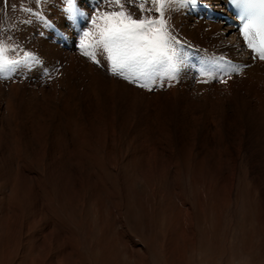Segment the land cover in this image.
Returning a JSON list of instances; mask_svg holds the SVG:
<instances>
[{"label": "bare ground", "instance_id": "1", "mask_svg": "<svg viewBox=\"0 0 264 264\" xmlns=\"http://www.w3.org/2000/svg\"><path fill=\"white\" fill-rule=\"evenodd\" d=\"M13 1L20 25L24 26L30 16V29L37 42V48L27 52L16 29H9L5 22L0 32V41L11 49L9 58L17 61L10 74L0 79V187L14 193V199H9L15 206L12 211L11 205L7 206L5 221H12V213L13 217L26 216L24 221H15L18 243L9 248L4 241L6 255L13 262L24 250L23 239L32 224L28 221L39 218L45 234L38 239L43 251V263L38 264H91L76 240L46 218L51 214H47V195L53 188L86 211L92 203L103 209L109 198L116 210L114 215L121 216V211L130 207L134 190L137 207L148 217L169 212L168 235H162L173 264H189V256L194 257L201 240L207 243L211 236L208 212L216 214L214 227H222L224 209L248 191L259 193L258 219L264 228V66L254 65L244 78H210L200 83L176 54V80L172 84L163 81L156 88L129 85L114 77L107 84L97 68L85 69L92 64L84 60L62 68V76L57 78L60 49L49 38L50 24L44 17L53 20L59 0ZM215 1L198 0L197 6H180L178 0H165L164 18L174 46L188 43L214 56L234 57L237 50L232 28L193 16L192 11ZM121 2L134 18H158V5L153 0H147L143 14L137 5L144 0ZM7 5V0H0V13L5 19L10 16ZM114 9L121 10L115 0L106 1L95 17ZM93 30L91 25L89 31ZM60 51L74 58V53ZM48 71H53L50 80L39 79ZM186 177L197 191L195 211L186 196ZM25 193L37 205L36 218L22 211ZM176 223L178 228H174ZM122 232L121 243L117 242L122 248L113 246L118 252L115 254L103 247L104 260L122 264L121 251L126 249L127 260L151 264L144 251L148 244ZM262 242L264 248V237ZM4 250L0 249L1 262L5 260Z\"/></svg>", "mask_w": 264, "mask_h": 264}, {"label": "rangeland", "instance_id": "2", "mask_svg": "<svg viewBox=\"0 0 264 264\" xmlns=\"http://www.w3.org/2000/svg\"><path fill=\"white\" fill-rule=\"evenodd\" d=\"M25 2L26 1H23V4H25L26 6L28 5V7H30V5L27 2L26 3ZM7 4H8L7 8L10 16L8 17V19L7 18L5 19V17L2 16V13H0V32L3 29V26L5 25L6 22L9 29L13 28L18 31L16 35L20 39L19 41L22 42L21 44L22 49H24L27 52L34 51L37 48V42L34 40L33 32L30 29L31 27L30 16L25 19L26 22L24 26L20 25L21 22L18 16V9L17 7H15L16 6L15 2L13 0H7ZM104 6L107 7V3L104 4ZM114 11H118V9H114ZM44 18L45 21L48 22L49 24L53 21V20L49 21L47 17ZM41 20L43 22V19ZM43 23L45 24V22ZM61 52L62 51L59 50L57 53L58 54L57 55L58 69L56 70L57 78H61L62 76V73L59 71L62 68H63L62 70H64L66 66L70 65L71 63L78 65L86 61V63H89L90 66L92 64L89 60H85L83 58L81 59L76 54H74L73 59H69L66 57L67 55H65V53L63 52L61 53ZM79 59H81L82 61ZM95 68H97L96 71L99 72V75L102 74L101 80L109 84V82L111 81V77L113 76H109L108 78L105 75L106 73H104L97 66L95 67V65L93 67V64L91 68H89L88 66L85 69L94 70ZM52 73L53 71H48L47 75L44 76L43 74L42 76L44 77H41L39 79L47 80L45 78L47 76H51ZM184 183H185L187 199L189 200L190 203L193 204V209L195 211L196 207H198V203H197L198 201L196 200L197 191H195V189L193 188L190 177H186ZM59 190L60 189L58 188L56 189L53 188V191L50 193V195L49 194L47 195V203H46L47 211H48L47 214H50L51 212L50 215H52L55 218V220L49 217L50 215L46 216V218L48 220L51 219L52 220L51 222L54 221L58 230H60L65 234L67 232L68 235L72 236L76 240V245L80 249L79 251L86 254L88 261L91 264H103V263L112 264L111 261L104 260L103 247L105 249H108L110 252L117 254L118 252L115 251V248L113 246L116 245L117 248H119V246L122 248V245L118 244L120 242L119 238L121 239L120 233H123L122 231H127V233L129 232V234L133 239H135V241L137 242L141 241L145 245L148 244L146 250L144 251L147 257H149L151 264L174 263L167 256L168 242L167 240L164 241L165 239L163 236V235L166 236L168 235L167 232L169 225L168 219L170 217L169 212L166 214L164 213L161 215H157L155 218L148 217V215H146V212H144L143 209L137 207L135 203V198L137 197V194L134 193V190H131V199L129 200L131 204L128 203L130 204L129 205L130 207L132 206V208L128 207L127 210L123 209L121 211L122 213L121 216L117 214L114 215V212H116V210H113V204H111L112 202L109 198L105 200V207L103 209L99 210L97 205L95 203H92L90 204L89 208L87 207L89 211L88 210L86 211L85 209L82 210L76 207V205H74V203L69 201L68 198L65 197ZM13 194L14 193L8 187L7 188L0 187V205H1L0 206V249L3 250L7 249L4 248L6 247L4 241H7V245L9 246V248L11 247V244L18 243L20 239L19 238L20 235L14 228V225L17 224V222L15 221H19V222L24 221L26 218V216L21 214H18L17 216L13 217V213L11 211L13 210L12 207L15 206V203L12 200H10V199H14V197L12 198L11 196ZM258 194L257 193L252 194L250 191H248V194H241V197L238 199L239 201H234L227 207V209H224L225 212H223L222 214L223 218L222 220H220L223 221L222 227L218 229L214 227L215 223L217 222L216 214L212 212L207 213L206 220L208 221L209 224L208 228H209V232H211L210 234L211 236H209L210 238L207 237L208 240L207 243L204 242V238L201 240V243L197 246V248L198 247L199 248L198 249L196 248L197 250L195 252L194 257L189 256L191 257V259H189L190 260L189 264H264V248L262 247V245H260L263 243L262 241L264 237L263 236L264 228L261 227L259 222L260 219H258L259 218L258 215L260 214ZM9 195L11 197H9ZM24 195H25L23 196L24 202L21 204V207H23L22 210L23 213H25L26 215H31L33 216V218H36V212H37L36 203L35 202L33 203V198L28 193L27 194L25 193ZM32 195L33 197H36L37 192L33 191ZM248 204L252 208L251 207L248 208L247 207ZM9 205H11L10 213H12L11 214L12 221H8V220L5 221L6 209L7 206ZM38 220L39 218H37V221L36 220L28 221L32 224H30L31 225L30 231H28L25 236L27 237L26 240L23 239V243H25V245L22 246L24 247V250L21 252L20 257H18L16 260H14L15 262H13L11 260V256H9V254L6 255L7 250L6 251L4 250L5 255L3 256V258L5 259L4 260L5 262L4 261L1 262L0 260L1 262L0 264H5V263L12 264L11 262H13V264L43 263L40 261L41 260L40 258H43V255H41V253L43 254V251H42V247L39 246L40 242H38V239H40V236L45 234V232L43 231V226H42L43 221H38ZM195 223L198 224L199 222L195 221ZM204 224L206 225L207 222ZM7 225H9V228H7ZM112 225H114L115 227H111ZM174 225H175L174 228L179 227L178 223ZM102 226L103 228H101ZM11 233L12 235H10ZM171 233L173 234V232ZM30 235L32 236V238L30 237ZM248 241H250L251 246L250 245L248 246L247 244ZM202 242L204 243V245ZM122 251L121 253L123 255H121L120 258L122 264H128V263L134 264L135 263L134 261L127 260L128 251L126 249L125 251L123 252ZM76 257L79 258L80 256H75V258Z\"/></svg>", "mask_w": 264, "mask_h": 264}, {"label": "snow or ice", "instance_id": "3", "mask_svg": "<svg viewBox=\"0 0 264 264\" xmlns=\"http://www.w3.org/2000/svg\"><path fill=\"white\" fill-rule=\"evenodd\" d=\"M104 0H101L103 3ZM131 3V0H129ZM139 3L141 13L145 11V3ZM176 3L177 0H171ZM180 6H197L198 0H178ZM239 11L242 21L241 34L247 47L252 49L264 60V0H230ZM157 4L158 18H134L126 10L121 0H115L120 11H103L97 13L95 18L89 17L93 31L83 33L85 41L81 43L83 55L89 57L94 63L97 60V50L106 55L110 62L112 74L121 76L125 80L136 82L143 80L140 87L151 89V82L158 72L174 78L177 71L175 54V41L168 29L164 18L165 0H153ZM152 11L151 8L148 9ZM66 18L74 22L80 15L76 7L66 10ZM10 47L0 41V70L7 66L12 68L17 61L10 59Z\"/></svg>", "mask_w": 264, "mask_h": 264}, {"label": "clouds", "instance_id": "4", "mask_svg": "<svg viewBox=\"0 0 264 264\" xmlns=\"http://www.w3.org/2000/svg\"><path fill=\"white\" fill-rule=\"evenodd\" d=\"M11 71L12 66H7L4 69L0 70V79H4Z\"/></svg>", "mask_w": 264, "mask_h": 264}]
</instances>
